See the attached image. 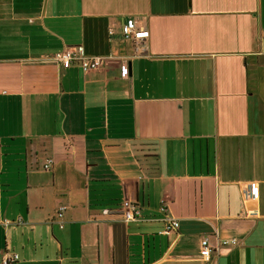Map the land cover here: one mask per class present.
I'll use <instances>...</instances> for the list:
<instances>
[{
  "label": "crops",
  "instance_id": "crops-1",
  "mask_svg": "<svg viewBox=\"0 0 264 264\" xmlns=\"http://www.w3.org/2000/svg\"><path fill=\"white\" fill-rule=\"evenodd\" d=\"M262 41L264 0H0V259L264 264Z\"/></svg>",
  "mask_w": 264,
  "mask_h": 264
},
{
  "label": "built area",
  "instance_id": "built-area-1",
  "mask_svg": "<svg viewBox=\"0 0 264 264\" xmlns=\"http://www.w3.org/2000/svg\"><path fill=\"white\" fill-rule=\"evenodd\" d=\"M111 34V31L108 32ZM120 34L123 40L133 41L136 45L144 43L149 37V32L145 28L138 26L136 22L128 18L120 26ZM262 48L264 53V41H262ZM53 61L61 67H68L71 65H78L83 72H89L98 69L103 65V59L101 57H83L77 52L64 51L57 53L53 57ZM122 64H126L125 60H122ZM52 165V160L48 159L43 169L49 170ZM122 207L125 209L123 216L125 221L135 220L140 215V210L136 204L131 201H124ZM164 210V209H163ZM164 233H168L170 229L175 230L178 227V222L172 219H168L164 225ZM228 243L227 241L224 244ZM230 243L235 244L234 241ZM201 251L200 256L204 262H208L211 255V249L208 246L207 240L204 238L200 241ZM19 256L15 253H5L1 259L0 264H12L17 261Z\"/></svg>",
  "mask_w": 264,
  "mask_h": 264
}]
</instances>
